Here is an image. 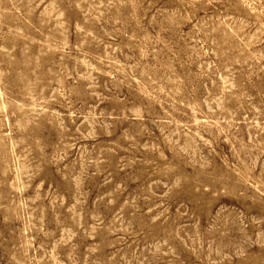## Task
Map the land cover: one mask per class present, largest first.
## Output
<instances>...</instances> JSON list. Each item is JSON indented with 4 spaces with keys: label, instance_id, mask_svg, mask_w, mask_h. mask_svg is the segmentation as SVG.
I'll return each instance as SVG.
<instances>
[{
    "label": "rangeland",
    "instance_id": "obj_1",
    "mask_svg": "<svg viewBox=\"0 0 264 264\" xmlns=\"http://www.w3.org/2000/svg\"><path fill=\"white\" fill-rule=\"evenodd\" d=\"M0 264H264V0H0Z\"/></svg>",
    "mask_w": 264,
    "mask_h": 264
}]
</instances>
